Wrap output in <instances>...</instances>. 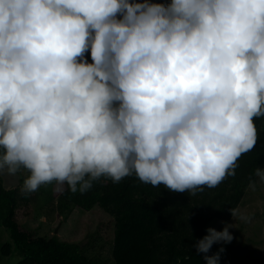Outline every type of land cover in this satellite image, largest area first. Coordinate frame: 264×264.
<instances>
[{
  "label": "clouds",
  "instance_id": "clouds-1",
  "mask_svg": "<svg viewBox=\"0 0 264 264\" xmlns=\"http://www.w3.org/2000/svg\"><path fill=\"white\" fill-rule=\"evenodd\" d=\"M257 118L264 0H0V174L26 169L23 193L135 173L194 195L235 175ZM233 227L195 241L206 264Z\"/></svg>",
  "mask_w": 264,
  "mask_h": 264
},
{
  "label": "trees",
  "instance_id": "trees-1",
  "mask_svg": "<svg viewBox=\"0 0 264 264\" xmlns=\"http://www.w3.org/2000/svg\"><path fill=\"white\" fill-rule=\"evenodd\" d=\"M147 2L168 6L172 0ZM84 58L93 62L90 50ZM254 123L257 143L237 159L235 175H227L215 188L201 186L194 195L145 184L135 173L119 182L100 177L84 193H74L66 183L53 181L48 196L54 216L51 222H44L40 209L45 206H40V200H45L49 183L23 193V181L30 173L21 168L9 176L5 171L0 174V234L7 233L10 241L0 242V264L13 254L23 258L19 264H101L87 254L79 240L55 233L59 223L64 227L79 210L86 214L100 211L99 220L111 222L114 264H206L205 254L197 253L193 246L195 241L208 235L207 230L216 223L231 222V209L241 207L250 184L258 179L254 170L264 168V118ZM2 152L0 149V155ZM77 228L71 229L75 235Z\"/></svg>",
  "mask_w": 264,
  "mask_h": 264
},
{
  "label": "rangeland",
  "instance_id": "rangeland-1",
  "mask_svg": "<svg viewBox=\"0 0 264 264\" xmlns=\"http://www.w3.org/2000/svg\"><path fill=\"white\" fill-rule=\"evenodd\" d=\"M52 184L53 182L49 183L47 187L45 200H40L42 203L40 206H45V208L40 209L42 212L41 220L44 222L46 220L51 222V217L54 216L51 214V198L48 196V194L51 195ZM54 203L55 201L53 205ZM239 212L248 219L246 221L241 220L237 216L227 223L234 226L229 230L234 239L231 243L214 244L209 256L216 254L223 248L224 252L221 253L219 264H264V183L257 179L255 187H249ZM98 213L100 211H95L93 214H86L80 210L74 212L70 219L65 222L64 227L59 223L55 233L61 238L79 240L87 254L92 259L100 261L101 264H114L112 257L113 226L110 221H100ZM74 227H78L76 229L78 235L72 232L71 229ZM224 227L225 224L219 222L211 228L216 231H223ZM62 228L65 232H62ZM8 241H10V236L7 233L0 234L1 243ZM22 259L19 255L13 254L9 258H2L1 264H19Z\"/></svg>",
  "mask_w": 264,
  "mask_h": 264
}]
</instances>
